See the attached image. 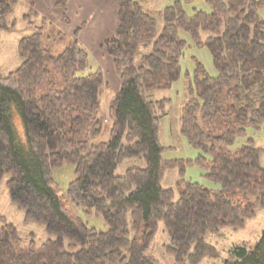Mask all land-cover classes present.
Masks as SVG:
<instances>
[{"label":"trees","instance_id":"1","mask_svg":"<svg viewBox=\"0 0 264 264\" xmlns=\"http://www.w3.org/2000/svg\"><path fill=\"white\" fill-rule=\"evenodd\" d=\"M19 1L0 0V29L15 27L10 15ZM190 1L165 7L157 34L158 16L137 0H117L116 31L102 45L120 79L106 141L95 140L103 131L98 111L109 84L100 67L89 70L81 27L57 55L44 45L43 25L19 40L21 64L7 75L0 71V181L11 174V202L25 221L43 223L53 238L36 246L0 218V264H161L149 250L162 221L170 236L164 252L176 264H201L219 257L209 235L244 228L264 207L263 148L252 137L234 147L248 128L264 124V0H207L211 10L195 8L193 14L185 8ZM58 5L67 10L66 0ZM34 10L24 18H39ZM41 19L45 24L46 16ZM63 19L68 21L65 13ZM180 27L209 48L218 71L211 76L197 62L180 128L192 146L211 155L197 162L220 190L184 178L177 190L162 185L170 168L183 175L185 161L164 158L159 123L168 100H150L147 93L169 89L180 78L186 47ZM202 31L211 34L201 40ZM43 83L47 91L38 96ZM128 158L146 166L117 174ZM66 163L75 176L60 194L52 170ZM68 202L86 216L103 218L108 229L90 226ZM223 264H264V230L255 245L233 246Z\"/></svg>","mask_w":264,"mask_h":264},{"label":"rangeland","instance_id":"2","mask_svg":"<svg viewBox=\"0 0 264 264\" xmlns=\"http://www.w3.org/2000/svg\"><path fill=\"white\" fill-rule=\"evenodd\" d=\"M137 1L142 3L146 11L158 16L157 34H159L163 26L162 17L160 15L161 11L165 7L172 5L177 0ZM21 2H24V0H20L15 5L14 12L10 15V20L16 21L15 27L11 30L0 29V71L3 75H7L11 71H14L21 64V58L18 52L19 40L22 37L33 33L35 25H41V21L38 17L31 15L30 19L24 18V15L29 10L27 9V6ZM185 8L189 14H193L195 8L207 11L211 10L207 0H191L185 4ZM260 13L264 16V6L260 9ZM66 16L70 19L69 11H66ZM29 20L32 21V24L29 23ZM210 34V31H202L201 40H205ZM178 35L181 39L186 41L184 55L181 57L180 61V78L174 82L172 87L169 89L152 90L147 93V98L150 100H168L164 107L165 114L161 116L160 113L159 123V139L164 147V158L166 160L185 161L183 175H180L181 173L178 168H170L165 172L162 185L166 189L173 188L177 190V181L180 180V178H184L186 181L201 183L213 190H220L221 183L208 177L207 174L209 170L197 162L198 158H210L211 155L206 154L202 148L192 146L186 136L183 135L180 128L181 108L186 102L189 94L190 86L188 85L194 81L197 62H201L211 76H216L218 71L215 67L211 51L207 46L199 44L193 35L184 28H179ZM62 40H64L67 45L69 44L68 37L64 33L62 34ZM44 45L50 49L54 55H57L65 48H56L57 46H60V41H55L54 37L44 39ZM149 50L150 49H147L146 51ZM88 52L90 54L89 70H95L100 67L104 71L105 78L109 84V86L105 87L102 91L100 108L98 111V117L103 122V131L102 134L95 140L96 142L106 141L111 137L110 131L113 123V119L110 118L109 106L120 88V79L116 70L114 72V70L109 68L110 65L107 60L104 61V59H102L103 65L106 67L105 70L98 65L97 59L93 56V53L90 51ZM97 54L99 55L98 52ZM138 62L139 59L137 60V63ZM55 79L58 83V87L61 88L63 86L61 77L56 75ZM46 91V83L40 84L37 88L38 96L43 95ZM16 124L22 133V126L19 118H16ZM250 137L254 139L256 146L263 148L261 153V163L264 165V124L261 129L248 128L244 136L237 138L234 147L245 143ZM125 142H127V140H125ZM133 166L145 167L146 164L143 159L128 158L118 166L116 173L124 174L129 167ZM52 176L56 183L60 186V194H65L68 183L75 176L74 166L66 163L63 166L54 168L52 170ZM10 178L11 174H6L0 181V218L8 223L14 224L22 238L33 240L36 246H40L48 238H53V236L48 234L43 223L25 221L24 211L14 205L10 200L7 187V180ZM178 197L179 194L177 193L174 200H177ZM68 207L71 208L74 213L80 214L90 226H93L98 230L108 229L107 224L100 216H86L81 210H76V208L69 202ZM263 230L264 207L258 206L256 209V216L247 219L246 226L244 228L239 230L225 228L221 231L220 235H209L207 237L209 242L217 246L219 257L215 260L205 259L201 264H223L224 259L229 255V251L233 246L243 244L251 246L255 245L261 238ZM169 243L170 236L166 231L164 222L162 221L160 222L159 229L149 250L156 256L161 264H176L174 258L164 252V246Z\"/></svg>","mask_w":264,"mask_h":264},{"label":"crops","instance_id":"3","mask_svg":"<svg viewBox=\"0 0 264 264\" xmlns=\"http://www.w3.org/2000/svg\"><path fill=\"white\" fill-rule=\"evenodd\" d=\"M61 1L24 0L21 3H24L28 10L33 6L42 16H46L47 21L45 24L42 23L41 15L39 17L41 25H43L44 39L54 37L55 41L59 40L60 46L56 48L61 49L67 46V43L62 40L63 33L67 35L68 43H70L76 30L81 27L79 33L81 45L93 53L98 65L103 69L106 70V67L103 65L102 59L107 60L110 65L109 68L115 72L113 61L102 48V45L116 31L118 20L117 0H66V11H69L70 14L68 21L63 19L66 11L58 5Z\"/></svg>","mask_w":264,"mask_h":264}]
</instances>
